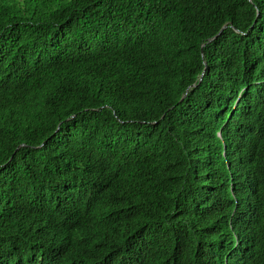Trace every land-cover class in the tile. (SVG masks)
<instances>
[{
  "label": "trees",
  "instance_id": "16d2710c",
  "mask_svg": "<svg viewBox=\"0 0 264 264\" xmlns=\"http://www.w3.org/2000/svg\"><path fill=\"white\" fill-rule=\"evenodd\" d=\"M261 82L264 0H0V264H225L234 154L264 264Z\"/></svg>",
  "mask_w": 264,
  "mask_h": 264
},
{
  "label": "clouds",
  "instance_id": "9594fccd",
  "mask_svg": "<svg viewBox=\"0 0 264 264\" xmlns=\"http://www.w3.org/2000/svg\"><path fill=\"white\" fill-rule=\"evenodd\" d=\"M248 1L252 3V0ZM236 31L240 33L239 30L236 29ZM221 33L222 31L208 42L211 43L216 40ZM202 57L205 58L204 52H202ZM204 66V71L209 69L207 61H204ZM256 84H264V82ZM195 87L196 84L192 86V88ZM247 89H249V86L240 91L237 102L234 103V112L241 99V94ZM189 93L190 89L188 94ZM188 94L187 92L185 93L186 97ZM184 96L181 101L186 98H184ZM257 130L258 132L256 138H258V140H262L263 132L260 127H258ZM247 134L248 133L242 134V137H245ZM221 137V133L219 132L218 138L220 139L223 148L222 156H227V152L231 150L232 145L226 143V141ZM256 152H258V148ZM233 158L236 163V171L233 174L224 176L218 185L216 197L218 204L216 212L219 217H213L217 220V222L214 224L211 222L209 223L206 219L199 220V223L204 224L206 232L219 234L222 241L230 242V244L222 248V252L225 255V264H229L230 257L235 255L242 245H245L253 240L258 235L260 230L257 223L259 206L250 196L251 191L260 192L263 189V186L260 184L256 176V162H254L253 157L246 154H234ZM246 185H249V187L245 188L244 186ZM222 243L223 242H219L220 245H222Z\"/></svg>",
  "mask_w": 264,
  "mask_h": 264
},
{
  "label": "water",
  "instance_id": "95a60500",
  "mask_svg": "<svg viewBox=\"0 0 264 264\" xmlns=\"http://www.w3.org/2000/svg\"><path fill=\"white\" fill-rule=\"evenodd\" d=\"M188 92H189V89L187 90V94H188ZM186 97V95L184 96V98ZM248 254H250V253H248Z\"/></svg>",
  "mask_w": 264,
  "mask_h": 264
}]
</instances>
